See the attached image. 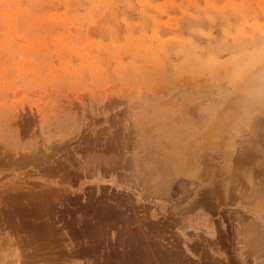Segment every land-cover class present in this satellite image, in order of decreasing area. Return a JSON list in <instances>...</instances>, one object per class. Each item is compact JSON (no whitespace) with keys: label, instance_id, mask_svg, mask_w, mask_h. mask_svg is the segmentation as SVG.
<instances>
[{"label":"rangeland","instance_id":"1","mask_svg":"<svg viewBox=\"0 0 264 264\" xmlns=\"http://www.w3.org/2000/svg\"><path fill=\"white\" fill-rule=\"evenodd\" d=\"M262 232L264 0H0V264H264Z\"/></svg>","mask_w":264,"mask_h":264},{"label":"bare ground","instance_id":"2","mask_svg":"<svg viewBox=\"0 0 264 264\" xmlns=\"http://www.w3.org/2000/svg\"><path fill=\"white\" fill-rule=\"evenodd\" d=\"M261 104V103H260ZM258 128V127H257ZM119 151V150H118ZM148 155H150V154H148ZM22 156V155H21ZM144 156H145V154H144ZM147 156V155H146ZM145 156V157H146ZM151 157V156H150ZM150 157H148V159L150 158ZM119 159H120V157H119ZM123 159V158H122ZM182 159V158H181ZM141 160V159H140ZM183 160V159H182ZM125 161V160H124ZM126 162V161H125ZM128 162V161H127ZM138 163V162H137ZM128 164H129V162H128ZM128 164H126V166H128ZM139 165V164H138ZM141 165V164H140ZM137 166V165H136ZM151 166V165H150ZM138 167V166H137ZM137 167L135 168V172H136V175H133V179H135V181L137 182V183H143V185L144 186H142V187H149V186H151V185H149V180H148V177H146L145 176V171L148 169V171H149V174H150V176H152V178H151V180L153 179L154 180V176H156V177H159L160 176V174H162V171L160 172V170H161V162H159V161H154V165H153V167H149V166H147V168L145 169V168H138L137 169ZM155 167L157 168V169H155ZM174 171L176 172V173H184V174H186V176H191V175H194L195 173H193L194 171H195V167H196V165L194 166V161L192 160V159H190L189 158V160H187V161H183V162H180V160L179 161H175V163H174ZM184 168H188V170L186 171V173H185V170H184ZM155 169V170H154ZM138 170H142L141 172L142 173H140ZM138 171V172H137ZM174 172V173H175ZM129 176V175H128ZM171 176V175H170ZM126 177V176H125ZM131 177V176H130ZM168 178V177H167ZM163 179V178H162ZM170 179V178H169ZM168 180V179H167ZM152 183V182H151ZM154 186V185H153ZM217 187V186H216ZM228 187V186H227ZM145 190V189H144ZM152 189L150 188V191H151ZM147 191V190H146ZM154 191V190H153ZM212 191V190H211ZM147 192H149V191H147ZM239 192V191H238ZM156 193V192H155ZM199 193V192H198ZM212 194H213V192H212ZM196 201V200H195ZM194 202V201H193ZM119 208V207H118ZM190 209V208H189ZM234 216V215H233ZM236 216V215H235ZM239 216V215H238ZM236 218V217H235ZM238 218V217H237ZM236 218V219H237ZM241 218H243V217H241ZM240 219V218H239ZM246 220V219H245ZM238 222H240L239 220H237ZM242 221H243V219H242ZM243 222H245V221H243ZM249 222H251V221H249ZM248 222V223H249ZM252 223V222H251ZM253 224V223H252ZM252 224H250V225H252ZM244 225V224H243ZM242 225V226H243ZM240 228V227H239ZM252 228V227H251ZM260 228V227H259ZM245 229H248V231H249V225H246V227H245ZM256 229V228H255ZM252 230H254V229H252ZM236 231V230H235ZM240 231V230H239ZM243 231V230H242ZM255 231V230H254ZM253 231V232H254ZM238 233V232H237ZM257 233V232H256ZM264 232H262V234H263ZM260 234V233H259ZM250 235V234H249ZM253 235V234H252ZM243 237V236H242ZM249 237V236H248ZM256 238H260L259 236H257ZM241 240V239H240ZM243 240V239H242ZM245 240V239H244ZM260 239H248V241L246 242V243H248V245L247 246H249V248H251V249H253V250H255V251H257V250H259V249H261V248H263L264 247V239H263V237H261V240L259 241ZM215 243V242H214ZM243 244V243H242ZM245 244V243H244ZM242 248V247H241ZM241 252V251H240ZM244 252V251H243ZM245 252H248V251H245ZM244 252V253H245ZM257 253V252H256ZM264 253V252H263ZM247 254V253H246ZM251 254V253H250ZM250 254H249V252H248V254H247V256L249 255L250 256ZM260 254V253H259ZM239 256V255H238ZM242 256V255H241ZM263 256V255H262ZM245 257V256H244ZM252 257V256H251ZM242 258V257H241ZM248 258H250V257H248ZM255 258V257H254ZM252 259V258H251ZM259 260V259H258ZM262 262V261H261Z\"/></svg>","mask_w":264,"mask_h":264}]
</instances>
